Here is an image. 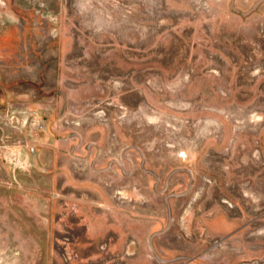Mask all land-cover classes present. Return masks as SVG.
Instances as JSON below:
<instances>
[{
  "label": "rangeland",
  "instance_id": "1",
  "mask_svg": "<svg viewBox=\"0 0 264 264\" xmlns=\"http://www.w3.org/2000/svg\"><path fill=\"white\" fill-rule=\"evenodd\" d=\"M0 264H264V0H0Z\"/></svg>",
  "mask_w": 264,
  "mask_h": 264
},
{
  "label": "crops",
  "instance_id": "2",
  "mask_svg": "<svg viewBox=\"0 0 264 264\" xmlns=\"http://www.w3.org/2000/svg\"><path fill=\"white\" fill-rule=\"evenodd\" d=\"M90 232V234H91V231H89Z\"/></svg>",
  "mask_w": 264,
  "mask_h": 264
}]
</instances>
